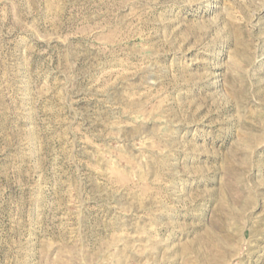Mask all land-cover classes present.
I'll use <instances>...</instances> for the list:
<instances>
[{"label":"rangeland","instance_id":"1","mask_svg":"<svg viewBox=\"0 0 264 264\" xmlns=\"http://www.w3.org/2000/svg\"><path fill=\"white\" fill-rule=\"evenodd\" d=\"M0 264H264V0H0Z\"/></svg>","mask_w":264,"mask_h":264}]
</instances>
